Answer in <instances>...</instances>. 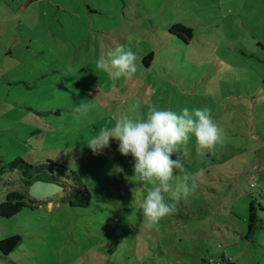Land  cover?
<instances>
[{"label":"rangeland","instance_id":"374dc122","mask_svg":"<svg viewBox=\"0 0 264 264\" xmlns=\"http://www.w3.org/2000/svg\"><path fill=\"white\" fill-rule=\"evenodd\" d=\"M91 1L50 18L43 40L4 24L18 36L12 54L0 38V201L17 191L27 206L0 215V238L22 236L0 264H264V0ZM177 22L193 30L188 43L169 31ZM117 45L136 53L138 72L113 83L96 61ZM80 104L90 105L86 116L74 112ZM150 105L207 106L226 143L200 158L189 141L185 167L204 170L199 186L147 227L133 157L115 138L98 155L87 142ZM19 158L75 171L90 203L70 205L62 191L32 197L23 179L34 172L11 167ZM251 201L260 221L248 237Z\"/></svg>","mask_w":264,"mask_h":264},{"label":"clouds","instance_id":"9594fccd","mask_svg":"<svg viewBox=\"0 0 264 264\" xmlns=\"http://www.w3.org/2000/svg\"><path fill=\"white\" fill-rule=\"evenodd\" d=\"M131 38H129V45ZM97 69L108 74L110 81L130 80L138 72L137 56L128 45H117L96 61ZM90 105L80 104L74 112L86 116ZM195 138V152L200 158L215 154L217 147L226 143L224 129L213 119L209 107H185L179 113L150 105L144 116L122 115L110 127L101 128L87 146L94 155L109 147L110 138L119 141V152L134 159L133 171L137 189L142 195L137 206L145 225L152 227L176 210V201L187 197L198 188L203 169L196 173L185 167L190 158L189 141ZM176 153V159L172 155ZM116 173H123L114 165ZM111 174V173H110ZM150 185V187H149Z\"/></svg>","mask_w":264,"mask_h":264},{"label":"trees","instance_id":"16d2710c","mask_svg":"<svg viewBox=\"0 0 264 264\" xmlns=\"http://www.w3.org/2000/svg\"><path fill=\"white\" fill-rule=\"evenodd\" d=\"M169 31L177 35L186 43H188L193 37V30L179 22L173 23L169 27ZM20 164H26L34 172V176L31 179H23L29 185L35 180L55 182L62 186V192L65 194L64 201H69L70 205L77 206L90 203L92 195L89 188L84 182H82V179L75 171L69 170L65 165L51 158H48L45 162L36 164L27 163L19 158L15 159L11 163V167H17ZM25 199L26 196L17 191H11L7 193L6 197L0 201V215L7 217L16 215L25 206H27ZM259 208L263 210L262 207ZM249 209L250 212L247 233L248 237H251L256 229L257 223L260 221V218L258 217L256 212L257 208L253 201H251ZM21 239L22 236L19 233H13L6 237L0 238V252L2 256L5 257L9 255L18 246ZM228 264L237 263L230 260Z\"/></svg>","mask_w":264,"mask_h":264},{"label":"crops","instance_id":"0c3cea01","mask_svg":"<svg viewBox=\"0 0 264 264\" xmlns=\"http://www.w3.org/2000/svg\"><path fill=\"white\" fill-rule=\"evenodd\" d=\"M83 1L87 7L92 4L91 0ZM80 6L77 0H0V38L6 41L5 52L12 54L13 43L10 40L18 36L17 25L4 29L5 23L18 24L25 33H29L28 38L31 42H33L32 38H39V35L43 40L42 38H48L50 18L54 21L67 7L72 8V12L78 13Z\"/></svg>","mask_w":264,"mask_h":264},{"label":"water","instance_id":"95a60500","mask_svg":"<svg viewBox=\"0 0 264 264\" xmlns=\"http://www.w3.org/2000/svg\"><path fill=\"white\" fill-rule=\"evenodd\" d=\"M60 191H62L61 185L43 180H35L28 188V193L34 198H45Z\"/></svg>","mask_w":264,"mask_h":264}]
</instances>
